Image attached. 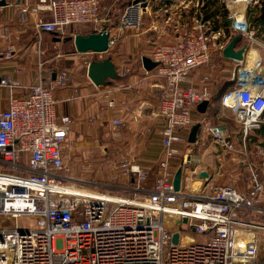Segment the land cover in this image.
<instances>
[{
    "label": "built area",
    "instance_id": "2783aa9c",
    "mask_svg": "<svg viewBox=\"0 0 264 264\" xmlns=\"http://www.w3.org/2000/svg\"><path fill=\"white\" fill-rule=\"evenodd\" d=\"M221 1L228 31L215 27L203 14L204 0H130L119 19L117 25L123 29L139 26L144 15L153 16L148 30L173 36L164 41L157 35L149 54L156 63L154 75L165 84L155 114L162 156L148 188L147 171L127 160L120 163L121 173L133 176L136 183L123 188L133 192L130 197L109 200L97 191L75 193L73 185L63 184L59 170L71 118L56 111L53 91L70 82L66 70L46 82L39 78L21 96L14 94L22 86L18 81L0 77V85L9 89L7 105L0 111V217L31 215L39 223L11 220V225H0V264H260L264 146L250 153L224 128L209 123H199L195 141L187 140L200 120L197 106L214 95L216 77L210 69L214 53L221 55L236 33L246 38V53L253 44L264 50L246 19L247 8L258 0ZM36 9L50 15L36 17L37 33L48 31L62 39L68 26L88 25L96 33L105 26L110 34L107 51L117 39L110 33L113 18L102 0H40ZM27 14L22 8L21 20ZM0 31L1 38H8L5 27ZM15 48L12 44L0 48V59H11ZM107 51L83 52V63L87 67L103 60ZM200 67H208V72L196 77ZM128 71L124 66L121 74ZM231 79L233 85L221 97V105L246 133L264 122V53L249 67L239 66ZM107 105L113 106V100ZM111 123L117 132L123 121L114 118ZM195 147L201 148L197 158L192 157ZM212 159L218 166L211 173ZM226 161L242 171L238 180L243 188L214 181L227 174ZM178 167L180 187L174 190ZM202 170L210 178H201L196 189L187 187L188 178ZM66 187L75 192L67 193Z\"/></svg>",
    "mask_w": 264,
    "mask_h": 264
},
{
    "label": "crops",
    "instance_id": "0c3cea01",
    "mask_svg": "<svg viewBox=\"0 0 264 264\" xmlns=\"http://www.w3.org/2000/svg\"><path fill=\"white\" fill-rule=\"evenodd\" d=\"M3 1L5 4L0 5V29L1 27L7 29L8 38L0 37V48L4 49L11 44L16 48L11 59H0V77L4 76L13 81H18L22 86L19 89H14V94L21 96L27 92L31 84L39 81V78L46 82L49 78H53L52 76L56 72L66 70L70 76V82L66 87L57 88L53 91V97L57 100L55 109L58 113H65L70 116V131H73L76 136L80 135L86 139L82 142L83 144L86 142L87 145H97L103 149L101 156L104 157L100 162L103 169L98 166L94 170L100 171L99 175L118 176L117 172L121 173L120 163L127 160L140 165L143 170L147 171L144 186L150 187L155 164L162 156V147L157 135L156 138L154 136L149 138L148 135L150 132L154 135V132L160 126L159 119L155 117V114L159 112V96L165 85L163 78L155 76L153 69L145 70L141 63L142 56L149 57L153 43L156 42V36L162 34V32L148 30L151 20L153 21V16L144 15V18L142 17L140 20L141 24L137 27L129 26L119 29L117 24H119V19L130 0H102L103 6L113 18V28L110 33L112 36H117L105 58L109 57L111 59L119 77L107 85H95L88 79L87 75L84 74L83 76L80 67H77L76 55L80 52L75 51L72 40L63 41V38L80 32H71L70 26H68L62 39L56 37L52 32L48 33V31L37 33L34 27L36 17L50 18L47 11L36 9L40 4V0ZM22 8H26L28 11L25 20L20 18ZM225 26L228 28V20ZM121 35L124 36L121 37ZM236 35L239 34L236 33ZM172 37L171 34L160 36L164 41H169ZM239 37L236 48L247 43L245 37ZM213 58H216V60L212 64L213 66H210V69L216 77L214 95L208 100L203 111L196 110L198 119H202L196 123L221 126L227 133L231 134V138L236 144L240 147L245 145L251 153L257 147L264 146V122L258 128L250 129L244 133L240 125L234 121L230 111L224 109L220 101L225 91L233 85L232 75L239 66H243L244 62L225 58L218 53H214ZM69 63L70 65H68ZM124 66L129 67V71L127 74L122 75L121 70ZM193 82L197 81L194 80ZM218 93H221L220 98H217ZM8 96L9 89L0 85V111L6 107ZM110 99L113 100V106L111 107L107 105ZM126 115H129L128 119L131 122L129 125L124 122L123 125L118 127L119 131H115L112 136H116V141H125V134H132L137 125H142L143 133L146 134L145 137L140 136L136 139L133 137L135 140L134 145L139 146L140 150L133 154L132 149L127 146L124 147V145L120 149H114L115 146L113 145L116 144L115 139L112 140L114 137L108 138L110 143L100 146L103 136L102 130H99L101 123L104 121L109 122L111 126L114 118H121L122 121H125ZM104 136L106 135L104 134ZM200 150V147H195L193 153L196 155L192 154V157L197 158L201 153ZM94 151L99 152L98 149ZM128 156L130 159H127ZM251 158L255 160L253 156ZM111 162L112 165H108ZM210 163L211 166L208 171L212 173V170L218 165L215 159H212ZM225 168L228 170L227 176L240 175L242 172L233 169L229 161H226ZM120 180L123 182V179ZM131 186H136L135 181L132 182ZM234 186L236 185L234 184ZM263 258L264 243L262 239L260 261ZM261 264H264V262Z\"/></svg>",
    "mask_w": 264,
    "mask_h": 264
},
{
    "label": "rangeland",
    "instance_id": "374dc122",
    "mask_svg": "<svg viewBox=\"0 0 264 264\" xmlns=\"http://www.w3.org/2000/svg\"><path fill=\"white\" fill-rule=\"evenodd\" d=\"M204 5L205 6L202 7L203 14H205L206 17H209L210 19H212L211 21L214 22L213 25L215 27H221V28L223 27L225 29L226 26L224 24V20L225 19L228 20V19L226 17V9L224 7V3L221 0H204ZM255 5L257 6V4H254L251 7H255ZM230 7L233 8L234 5L233 6L230 5ZM236 8H238V6L235 7V9ZM252 15H255V14L252 13ZM211 16H212V18H211ZM69 28H70L71 32H80V33L82 32L81 34H84V35L90 31V26H88V25H72ZM226 30L227 29H225V31ZM253 31L255 33L256 42L260 46H262V44H264V33L261 35L257 34V31L254 28H253ZM123 36L124 35H121V37H123ZM114 46L112 47V52H113ZM251 47L256 48L259 51L260 55H262L264 53V50L262 48H260L258 45L253 44ZM126 55H124V56H126ZM83 60H84V55H82L80 53L76 55V65H77V67H80L81 74H83V76H84V74L86 75V73H85L86 72V66L83 63ZM215 60H216V58L212 59L211 64H210L211 67L213 66L212 64H214ZM68 65H70V63ZM250 65L251 64H248V65L244 64L245 67H249ZM205 72H208V67L207 68L200 67L199 70L196 71V73H199V74H202ZM195 76L197 77L198 75H195ZM128 118H129V115H126V117L124 118L126 120L123 121V123L125 122L126 125H129V123L131 122ZM153 123H155V122H153ZM141 126L142 125H137L136 129L133 130L132 134H129V133L127 135L125 134V137H124L125 141L124 140L116 141L117 140L115 138L116 136H112V134H114L115 130L112 129V125L110 126L109 122L104 121L99 126V130H102V132H103L102 140L100 141V146L105 145L106 143H110L108 141L109 140L108 138L114 137V138H112V140L115 139L114 141H116V144L113 145V146H115L114 149H120L124 145V147L127 146V147L131 148L133 151V154H135L136 151L140 150V147L137 145H134L135 144L134 139L140 138V136L145 137V135H146V134L144 135L143 129ZM117 131H119V130L117 129ZM126 132H128V131H126ZM156 132L157 131L154 132L155 133L154 135H152V132H150L148 137L153 138V136H154V138H156V135H157ZM104 134L106 136H104ZM133 137H134V139H133ZM84 140L86 141V139H84L80 135L76 136L73 131H70L68 133V137H67V139L63 145V167L61 170H59L60 175L63 177L62 178L63 184L66 186L73 185L76 187H82L84 189L97 191V192L102 193V194H110V195L120 196V197L132 196L133 195L132 191L125 190L123 188L133 187L131 185H132V182H133L132 180L134 177L130 176V175H129L130 176L129 177V176H126L124 174L118 173L117 170H115V169H114V171L117 172L118 176L113 175L111 177L110 176L107 177V176L99 175L100 171L97 172L94 170V168L101 166L100 168L103 169V166L100 163L101 159L104 157V156H101L103 149H101L97 145H87V144H85L86 142L83 144L82 142ZM95 149H98L99 152L98 153L95 152L94 151ZM127 159H130L129 156L127 157ZM108 165H112V162L108 163ZM239 176L240 175H237V174H235L234 176H230V175L227 176L226 174L221 173V175L217 176L214 181L217 183H222V184H226V183H228L229 185L235 184L236 187L243 188L245 185L242 184L243 183L242 181H240L241 183L239 182V180H238ZM198 178H200V177H198ZM198 178L196 175L189 177L187 180V184H186L187 187L189 186L191 189L196 187L200 181V179H198ZM120 179H123V182ZM233 182H235V183L233 184ZM199 185H198V187H199ZM118 187H120L121 189ZM254 217L258 219V216L255 215ZM10 221L13 222V224L14 223H21V224H27L30 226H35V225L39 224L37 217L31 216V215L14 216L12 219H10V218L4 219L3 217H0V225H5V224L11 225ZM263 243H264V236H263ZM263 262H264V258H263V260L261 259L260 264Z\"/></svg>",
    "mask_w": 264,
    "mask_h": 264
},
{
    "label": "water",
    "instance_id": "95a60500",
    "mask_svg": "<svg viewBox=\"0 0 264 264\" xmlns=\"http://www.w3.org/2000/svg\"><path fill=\"white\" fill-rule=\"evenodd\" d=\"M2 4H5L3 0L0 1V5ZM109 35L110 34L106 30V27L103 26L100 31H97V33L91 32L87 35L76 33L63 38V41L72 40L74 48L76 49L75 51L78 53L95 50L107 51ZM231 38L232 39H230L228 43L222 48L221 55L225 58L242 62L244 60L248 44L244 43L241 47L236 48V42L240 39V37L239 35H234ZM141 63L145 70H151L156 66V63L146 56L141 57ZM86 75L88 79L95 85H107L111 83L112 80L119 77L117 69L109 57H106L100 61L90 62L86 69ZM52 77L54 78V75ZM207 103L208 100H204V102H201L197 106V109L203 111ZM199 126L200 124L196 123L191 127L187 137L188 142L192 143L195 141ZM181 172V167H178L174 172L172 180L174 190H179ZM196 176L205 179L210 178V175L206 171H200L196 174ZM183 222H186L185 218L183 219ZM177 236L178 235L176 233L173 235V242L177 241Z\"/></svg>",
    "mask_w": 264,
    "mask_h": 264
},
{
    "label": "trees",
    "instance_id": "16d2710c",
    "mask_svg": "<svg viewBox=\"0 0 264 264\" xmlns=\"http://www.w3.org/2000/svg\"><path fill=\"white\" fill-rule=\"evenodd\" d=\"M254 13L255 15H252ZM246 19L250 25V28H254L257 31V34H263L264 33V0H258L257 6L247 8L246 10ZM224 24L227 25V20H224ZM91 33L89 31L85 35ZM221 93H218L217 98H220L219 96Z\"/></svg>",
    "mask_w": 264,
    "mask_h": 264
},
{
    "label": "bare ground",
    "instance_id": "6f19581e",
    "mask_svg": "<svg viewBox=\"0 0 264 264\" xmlns=\"http://www.w3.org/2000/svg\"><path fill=\"white\" fill-rule=\"evenodd\" d=\"M258 56L259 55V51L254 48V47H249L245 57H244V64L245 65H248V64H253L256 62V60L258 59ZM201 178H200V181L199 183L197 184L196 187H194L193 189H196L198 187L199 184H201ZM77 189V191L75 192L74 190H71L70 188L66 187L65 190L67 193H70L71 191H74L75 193H81V192H85V189L82 188V187H76V186H73ZM64 189V188H63ZM80 191V192H79ZM106 198H108L109 200H119L118 197L114 196V195H110V194H105L104 195Z\"/></svg>",
    "mask_w": 264,
    "mask_h": 264
}]
</instances>
